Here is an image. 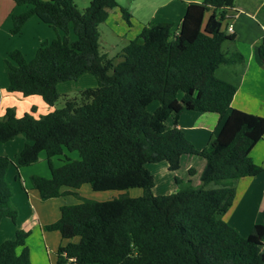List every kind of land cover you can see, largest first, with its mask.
Listing matches in <instances>:
<instances>
[{
  "label": "trees",
  "instance_id": "16d2710c",
  "mask_svg": "<svg viewBox=\"0 0 264 264\" xmlns=\"http://www.w3.org/2000/svg\"><path fill=\"white\" fill-rule=\"evenodd\" d=\"M13 1L31 7L13 16V35L37 16L59 36L43 42L32 61L19 50L10 53L5 60L9 92L40 96L56 107L60 83L91 74L98 84L39 118L31 114L19 118L15 109H7L0 118V142L20 136L28 141L17 168L39 163L41 153H46L51 178L30 179L43 200L64 196V187L143 190L138 198L122 194L105 202L83 199L62 207L61 218L45 229L80 241L61 247L57 264H264V224H256L244 237L222 219L233 204L237 182L263 172L251 153L264 138V118L232 109L238 88L217 76L221 66L243 62L240 54L224 51L234 37L222 31V25L236 0L190 4L177 34L171 24L144 26L117 56L118 63L100 46V27L119 8L117 0H92L84 12L75 0ZM122 13L131 25L130 12ZM258 54L264 61V39ZM154 102L159 106L151 113L148 108ZM185 112L225 118L202 151L183 130L167 124ZM66 150L78 152L79 160L54 167L53 158ZM184 155L206 160L200 183L176 179L175 192L156 196V180L147 166L167 162L176 172ZM12 164L0 154V225L18 216L6 181ZM190 174L193 177L196 171ZM27 238L28 233L19 231L15 239L1 244L0 264H31Z\"/></svg>",
  "mask_w": 264,
  "mask_h": 264
},
{
  "label": "crops",
  "instance_id": "0c3cea01",
  "mask_svg": "<svg viewBox=\"0 0 264 264\" xmlns=\"http://www.w3.org/2000/svg\"><path fill=\"white\" fill-rule=\"evenodd\" d=\"M146 1L150 7L149 11H146L147 14L138 10L131 11V21H137L142 26V30L144 26L153 22L171 24L173 32L177 34L187 15L189 5L202 3L204 0ZM30 8V6H17L12 0H0V118L5 115L9 108L15 109L19 118L25 114L39 118L56 109V107L48 106L40 96L24 97L19 93L8 91L9 80L5 60L9 58L10 53L19 50L27 61H32L43 42L59 35L37 16L31 17L19 34L13 35L11 32L13 16L21 15ZM208 14L210 17L211 13ZM111 15L113 14L110 13L108 20ZM207 19L205 17V23L208 21ZM229 26L233 27V33L230 36L234 37V40L224 45L227 47L226 52L230 55L240 54L243 59L240 64L226 66L228 67L227 75L235 78V81L231 83L238 88L232 101V109L264 118V61L258 54V49L264 39V0H236L234 8L229 10L222 25V31L227 35H229ZM142 30H136L135 35H139ZM91 83L93 84L94 81ZM95 86L96 84L92 87ZM224 121L225 118L222 120L217 114L185 112L178 121L170 119L167 124L169 127H177L183 130L194 148L202 151L218 135ZM27 143L28 141L24 136L17 137L8 143H0V154L8 155L13 163L10 181L11 187L16 193V201H19V203L16 202L17 209L24 211L17 230H13L17 225L10 226L8 219L2 221L0 229L6 228L10 239L3 240L0 245L7 240H12L15 237L13 235H16L18 231L28 232L26 241L28 245L32 246L31 242L38 239L35 251L34 248L31 251L32 264H57L58 250L70 242L79 243L80 238L69 241L64 239L59 231H47L45 227L56 223L61 218V208L66 206L65 199L72 198L68 194L69 192L78 193V191L88 187H84L87 186L84 185L78 190L64 187L62 189V192L66 193L64 196L43 200L39 192L33 188L30 179L32 176L51 178L49 164L42 160L40 164L29 166L28 169L26 167L17 168V158ZM71 154L73 153L65 151V156L71 158ZM251 157L255 164L262 167L263 172L256 177L242 178L237 182L233 204L222 216V219L234 227L242 236H249L256 224H264V138L254 148ZM56 158L59 160L55 161ZM53 159L54 167L63 165L62 159L58 157ZM149 166L147 167L156 180L154 194L156 196H168L177 189L176 179L180 181L191 179L193 184L197 186L206 166V160L201 156L184 155L181 161V169L176 172L169 170L167 162L155 164L153 169L151 164ZM191 170L196 171L193 177L190 174ZM14 171L16 172L15 180L13 179ZM69 201L71 204L76 203L73 198ZM21 252L22 249L19 248L18 253Z\"/></svg>",
  "mask_w": 264,
  "mask_h": 264
},
{
  "label": "rangeland",
  "instance_id": "374dc122",
  "mask_svg": "<svg viewBox=\"0 0 264 264\" xmlns=\"http://www.w3.org/2000/svg\"><path fill=\"white\" fill-rule=\"evenodd\" d=\"M44 1H49V0H44ZM91 1L92 0H75V4H76L77 8L79 9V11L84 12L90 6ZM117 1H118L119 8H116L113 11H111L110 13L113 14V15H111V18L108 20L107 23H104L100 27L101 51L103 53H106L110 59H113L115 61V63H118L120 61V59L117 58V56L122 52V49L128 45V42H129L128 40H135V38L138 36V35H135L136 30H139V31L142 30V26L135 20H132L131 25H129L123 17L122 10H127L129 12L134 11V10H138V11H141V12H144L145 14H147L146 11L148 12L149 8H150L148 6V2L146 0H117ZM115 13H116V15H115ZM208 16H209V14L206 16V18L209 19ZM12 22H13V20H12ZM53 30H55V29H53ZM124 30H125V32H124ZM60 33L62 36L63 33L62 32H60ZM139 34H141V33H139ZM71 37L73 40H76V36H75L73 31L71 32ZM56 38H58V37H55L54 39H56ZM54 39H51L49 41H52ZM228 43H230V42H228ZM224 51H227V47H225V46H224ZM227 69H228V67L221 66L217 70V76L220 79L227 80L229 82H234L235 78L227 75ZM91 79H92V81H94L93 84L91 83L92 81H90ZM94 84H96V86L92 87V86H94ZM97 85H98L97 79L91 74H85V75L81 76L78 80H75V81L60 83L58 85V92L60 94V100L56 105V109L64 108L66 106L67 100L72 99V98H77V97L79 98L81 92H83L87 89H90V88H96ZM158 106H159V102H154L152 105L149 106L148 109L151 113H154ZM68 153H69V151H68ZM70 153H73V154H71L72 155L71 158L65 156V154L58 157V158L62 159L63 164L68 162L69 159L73 160V161L79 160L78 159V157H79L78 152H70ZM2 155L8 156L6 154H2ZM42 160H44V162H46V164H48L47 156H46L45 152L41 153L40 162L35 164V165L40 164ZM53 160H52V162H53ZM58 160L59 159L56 158L55 161H58ZM153 165H155V164H151L152 169H153ZM28 168L29 167H26V169H28ZM9 170L10 171H8V173L6 175V181H7L8 185L12 191L11 202H12L13 207L18 211V216H17L16 221H13L10 218H7V219L9 220L8 222L10 223V226L13 227V226L17 225V227H15L13 229V230H17V228L19 227V224L22 221V216L24 215V211H22V209H20V211L17 209L16 202L18 200L16 201V193H15V190L11 187L12 183L10 181L12 178V173H13L12 166H10ZM39 170H41V169H39ZM150 170H151V167H150ZM15 175H16V172L14 171V175H13L14 180H15ZM84 187H88V188H84L83 190L78 191V193H76L79 197L74 195V194L70 195L76 201V203H75L76 205L80 204L83 199H89V200L98 201V202H105V201H109V200L118 198L122 194H128L130 197H133V198H138V197H141L143 195L142 189H131V190L126 191V192H120V191L95 192L94 190H92V188L89 185L84 186ZM95 194H98V195H95ZM72 198H68V199L64 198L65 202H66V206L75 205V204H71L69 201ZM17 203H19V201ZM5 229L6 228H3V227L0 229V243L3 240L10 239V237H9L10 235L7 234V230H5ZM26 233H28V232H26ZM14 236L16 237L17 234L16 235L14 234L13 237ZM15 237L12 239H15ZM244 237H247V236H244ZM37 244H38V239H36V241L34 240L31 242L32 246H30V244L29 245L27 244L29 252H30L31 264H32V259H31L32 258V252L31 251H32V248H34L33 250L35 251V247L37 246Z\"/></svg>",
  "mask_w": 264,
  "mask_h": 264
},
{
  "label": "built area",
  "instance_id": "2783aa9c",
  "mask_svg": "<svg viewBox=\"0 0 264 264\" xmlns=\"http://www.w3.org/2000/svg\"><path fill=\"white\" fill-rule=\"evenodd\" d=\"M228 33H229V35L233 33V27L232 26H229Z\"/></svg>",
  "mask_w": 264,
  "mask_h": 264
}]
</instances>
